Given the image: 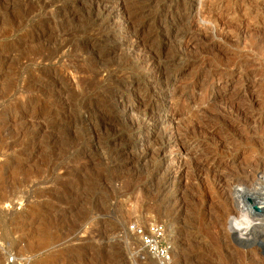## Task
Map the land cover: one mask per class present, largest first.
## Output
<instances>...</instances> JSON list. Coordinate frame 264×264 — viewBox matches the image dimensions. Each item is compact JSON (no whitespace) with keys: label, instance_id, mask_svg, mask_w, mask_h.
I'll return each instance as SVG.
<instances>
[{"label":"rangeland","instance_id":"rangeland-1","mask_svg":"<svg viewBox=\"0 0 264 264\" xmlns=\"http://www.w3.org/2000/svg\"><path fill=\"white\" fill-rule=\"evenodd\" d=\"M105 1L0 0V264H264V0Z\"/></svg>","mask_w":264,"mask_h":264},{"label":"bare ground","instance_id":"bare-ground-1","mask_svg":"<svg viewBox=\"0 0 264 264\" xmlns=\"http://www.w3.org/2000/svg\"><path fill=\"white\" fill-rule=\"evenodd\" d=\"M99 1H102V0H99ZM115 2H110V1H105V3L103 2V3H101V2H99L98 3V12H99V16H103L104 17V15L106 14L107 15V13L108 14H110V13H112L114 10L117 12V17H119V21H120V23L118 24V26L119 27H123L122 25H124L125 24V27H127V28H130L129 27V25H131V24H129L130 23V20H131V18H132V12H130V8L132 7V6H135L136 4H138L137 2H134V1H132V0H114ZM97 3V2H96ZM111 4H114V5H111ZM96 10V9H95ZM133 10V9H132ZM114 13V12H113ZM98 15V14H97ZM98 16V17H99ZM102 18V17H101ZM125 33H126V37H133L134 35H135V31L132 33L131 31H125ZM189 37V36H188ZM144 44H141L140 42H138V39H136L135 38V40H133V42H132V44H131V46H130V51H131V53L132 54H137V63L138 64H140L141 65V67H143V66H146V67H148L149 69L152 67V65L153 64H155L157 61H159V57L155 54V53H152L151 52V47L149 48L150 49V53H147V49H145L144 47ZM150 46V45H149ZM147 50L146 52H145V50ZM154 51V50H153ZM156 51V50H155ZM147 53V54H145V53ZM130 53V52H129ZM159 53V52H158ZM161 59V58H160ZM167 61V60H166ZM160 63V62H159ZM163 63V62H162ZM137 65V64H136ZM148 68H146V69H148ZM156 68V66L155 67H153V68H151V70H153V69H155ZM148 69V70H149ZM149 73V72H148ZM149 77L151 78V79H155V81L151 84V88H150V86L148 87V90H150V89H153L154 87H156V86H159V85H161V84H163V82H161L160 80H159V77H160V75H158V73L157 74H155V73H153V74H151V75H149ZM165 89L167 90V93L164 95V96H159L158 98H156V99H150V101H149V103L152 101V102H154V101H156V100H158V101H161V104L162 105H169V108H170V104L172 103L171 102V100H172V98H173V94H171L170 93V91H172L171 90V88H172V83H170V81L169 80H167V81H165ZM155 89V88H154ZM153 89V90H154ZM174 92V91H173ZM145 96V95H144ZM173 104V103H172ZM162 109H164L163 107H161ZM174 112V111H173ZM174 116V115H173ZM165 117V116H164ZM172 116H170V118H171ZM160 119H161V117H160ZM166 119V118H165ZM159 120V119H158ZM165 121V120H164ZM163 123V122H162ZM257 174V173H256ZM258 175V174H257ZM257 175H253V176H251V175H243V177H238V178H236L235 179V182H237L238 183V185L239 186H241V187H243L244 188V186H246L245 184H247V182H249V181H251L250 183H253L252 181H257V184H256V186L255 187H260L261 186V188H258L256 191H255V193L253 194V196L251 197L252 199H248V197L246 196V195H240L241 196V198H240V200L241 199H243V200H248L249 202H250V208L249 209H247L248 211H249V214H255V213H257V214H264V181H262V180H260L259 178H258V176ZM224 181V180H223ZM228 183V182H227ZM231 184V183H230ZM221 185V184H220ZM223 185V184H222ZM248 186V185H247ZM223 187V186H222ZM254 187V186H253ZM252 187V188H253ZM247 188V187H246ZM251 188V189H252ZM224 189V188H223ZM251 191V190H250ZM237 193H235V195H236ZM240 194V193H239ZM237 197V196H236ZM257 198V199H256ZM238 200V199H237ZM247 205V204H246ZM255 207H257L258 209H259V211H257L256 209H255ZM248 208V207H247ZM247 213V212H246ZM248 216V215H247ZM249 218H251L250 216H249ZM248 218V219H249ZM252 219V218H251ZM264 220V219H263ZM264 231V230H263Z\"/></svg>","mask_w":264,"mask_h":264},{"label":"built area","instance_id":"built-area-1","mask_svg":"<svg viewBox=\"0 0 264 264\" xmlns=\"http://www.w3.org/2000/svg\"><path fill=\"white\" fill-rule=\"evenodd\" d=\"M130 230L136 236L142 249L153 257L157 264H171L172 252L166 243V228L160 223L148 226L132 225Z\"/></svg>","mask_w":264,"mask_h":264},{"label":"water","instance_id":"water-1","mask_svg":"<svg viewBox=\"0 0 264 264\" xmlns=\"http://www.w3.org/2000/svg\"><path fill=\"white\" fill-rule=\"evenodd\" d=\"M255 209H256L257 211H259V209H258L257 207H255Z\"/></svg>","mask_w":264,"mask_h":264}]
</instances>
